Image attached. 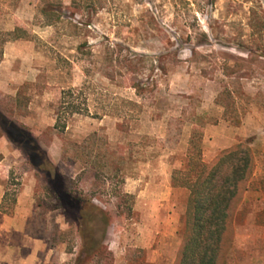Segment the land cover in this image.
<instances>
[{
  "label": "rangeland",
  "instance_id": "374dc122",
  "mask_svg": "<svg viewBox=\"0 0 264 264\" xmlns=\"http://www.w3.org/2000/svg\"><path fill=\"white\" fill-rule=\"evenodd\" d=\"M69 89L88 113L60 132ZM225 90L238 126L215 104ZM0 114L48 162L39 171L0 131V264H176L188 191L172 177L193 129L206 163L249 143L263 169L264 0H0ZM59 194L92 202L106 225H83ZM257 198L233 224L226 264H264Z\"/></svg>",
  "mask_w": 264,
  "mask_h": 264
},
{
  "label": "trees",
  "instance_id": "16d2710c",
  "mask_svg": "<svg viewBox=\"0 0 264 264\" xmlns=\"http://www.w3.org/2000/svg\"><path fill=\"white\" fill-rule=\"evenodd\" d=\"M42 16H58L49 6L40 9ZM49 24L53 21L49 20ZM18 30L12 33L13 39H20ZM137 95L140 88L134 86ZM75 89L62 93L58 100L55 113L54 128L62 132L67 121L74 115L88 113L85 102L80 103ZM215 104L225 109L224 119L232 125L241 123V116L228 109L235 106L231 93L221 92ZM0 131L6 138L21 147L29 164L43 172L48 163L45 153L32 140L30 133L15 126L0 114ZM263 169L256 174L255 158L249 143H239L223 151L213 162L206 163L202 159V132L193 129L186 160L183 168L175 170L172 177L173 186L188 191L184 215L182 218V246L176 264H226L233 224L242 220L248 212L249 200L244 196L248 193L260 195L264 201V152L261 154ZM8 197L3 195V202ZM62 208L74 213L84 224L106 225L104 212L92 202L75 199L67 194L57 195ZM132 200V196L124 194ZM261 203V202H260ZM254 210V209H253ZM96 212V214H94ZM131 204L120 215L128 219L132 216ZM255 222L261 224L264 209L251 212ZM98 214V215H97ZM100 214V216H99ZM104 221V222H103ZM86 226V225H85ZM93 230L85 232L92 239ZM90 242V241H89ZM93 249L92 242L85 252Z\"/></svg>",
  "mask_w": 264,
  "mask_h": 264
},
{
  "label": "crops",
  "instance_id": "0c3cea01",
  "mask_svg": "<svg viewBox=\"0 0 264 264\" xmlns=\"http://www.w3.org/2000/svg\"><path fill=\"white\" fill-rule=\"evenodd\" d=\"M205 162V160H203ZM254 195H256L257 197L259 196L258 194H254V193H248L244 196L245 200H249L251 197H254ZM3 199V198H2Z\"/></svg>",
  "mask_w": 264,
  "mask_h": 264
}]
</instances>
